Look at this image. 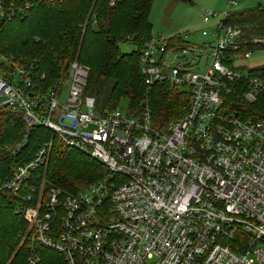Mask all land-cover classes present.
<instances>
[{"label":"built area","instance_id":"2783aa9c","mask_svg":"<svg viewBox=\"0 0 264 264\" xmlns=\"http://www.w3.org/2000/svg\"><path fill=\"white\" fill-rule=\"evenodd\" d=\"M241 1L228 0L221 16L202 15L210 24L201 31L209 36L202 46L152 36L144 44L143 84L168 83L187 94L185 114L165 128L146 107L120 114L98 106L85 94L89 72L78 62L41 92L31 87L27 69L0 56V112H19L25 132L11 153L41 128L107 174L77 194L41 192L30 182L48 163L49 142L0 186L35 200L18 213L65 264H264V118L233 109L238 101L252 105L264 97V81L239 63L263 48L245 49L242 27L226 22ZM30 7L4 12L0 3V20L23 17ZM198 49L208 53L204 64Z\"/></svg>","mask_w":264,"mask_h":264},{"label":"trees","instance_id":"16d2710c","mask_svg":"<svg viewBox=\"0 0 264 264\" xmlns=\"http://www.w3.org/2000/svg\"><path fill=\"white\" fill-rule=\"evenodd\" d=\"M110 2L0 0L4 12L31 3L23 17L18 15L10 22L0 20V56L11 57V64L27 69L32 77L31 87L41 92L62 81L68 65L77 61L89 72L85 94L93 96L98 106L112 109L125 98L129 109L146 107L154 124L165 128L185 114L188 98L184 89L177 90L168 83L155 84L150 89L143 84L139 54L151 38L149 15L153 0H121L114 6ZM257 4L229 14L226 20L242 27L247 50L264 49L262 43L254 42L257 37H264V7ZM53 24L54 30L50 31ZM121 45H129L131 50L123 52ZM250 74L264 81V66L252 68ZM233 109L242 116L264 118V97L252 105L238 101ZM24 133L19 112H0V186L12 169L31 162L35 152L51 139L49 132L34 128L26 144L13 155L11 150ZM51 146L43 190L54 188L64 196L77 194L82 187L107 175L96 160L66 149L56 140ZM38 170L35 173H41ZM38 177L30 183L39 187ZM24 194V190L19 195L0 191V264H30L31 260L33 264H65L60 254L34 238L33 230L18 213L21 207L35 203L26 200Z\"/></svg>","mask_w":264,"mask_h":264},{"label":"rangeland","instance_id":"374dc122","mask_svg":"<svg viewBox=\"0 0 264 264\" xmlns=\"http://www.w3.org/2000/svg\"><path fill=\"white\" fill-rule=\"evenodd\" d=\"M227 1L228 0H153L150 9L151 12L149 15V22L152 26L151 36L153 38H162L165 40L174 41H177L179 39L181 41V44L183 45L194 44L198 47L202 46L203 43H206L209 40V36L202 37L201 31L207 30L210 27V24L204 25L202 23V15L207 12V10H211L221 16L226 12ZM257 3V0H243L236 6L235 9L230 10V12L250 9L251 7H254ZM5 21L10 22L7 20ZM52 23H50L49 26H51ZM54 25L55 24H53L50 31L54 30ZM262 34L264 35V32ZM259 40L264 45V37L259 38ZM120 48L123 52H128L131 50V47L129 45H121ZM198 51L203 54V58L201 59L200 64H204L206 58L205 55L208 53L207 51L202 49H198ZM239 63H241L244 67L248 69L264 66V49L252 51V54L249 59L241 60V62ZM128 106L129 101L125 98H121L116 108L120 112V114H124L128 112ZM53 140L55 139L53 138ZM49 141L52 142L51 139ZM45 167L46 166L38 170L41 171V173L36 172L37 174L35 173L34 175H32V178L39 176V190L41 192L45 191L43 190L45 182ZM28 225L29 229H32L29 223Z\"/></svg>","mask_w":264,"mask_h":264},{"label":"crops","instance_id":"0c3cea01","mask_svg":"<svg viewBox=\"0 0 264 264\" xmlns=\"http://www.w3.org/2000/svg\"><path fill=\"white\" fill-rule=\"evenodd\" d=\"M205 25V24H204ZM24 197V195H22Z\"/></svg>","mask_w":264,"mask_h":264},{"label":"water","instance_id":"95a60500","mask_svg":"<svg viewBox=\"0 0 264 264\" xmlns=\"http://www.w3.org/2000/svg\"><path fill=\"white\" fill-rule=\"evenodd\" d=\"M257 6H259V4H257Z\"/></svg>","mask_w":264,"mask_h":264}]
</instances>
